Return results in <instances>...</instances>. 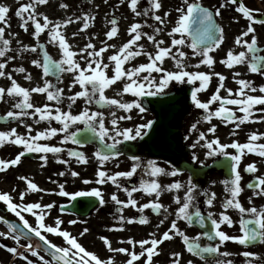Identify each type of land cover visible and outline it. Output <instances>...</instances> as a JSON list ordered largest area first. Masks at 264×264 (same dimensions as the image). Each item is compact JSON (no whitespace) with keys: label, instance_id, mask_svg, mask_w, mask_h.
Returning <instances> with one entry per match:
<instances>
[{"label":"snow or ice","instance_id":"1","mask_svg":"<svg viewBox=\"0 0 264 264\" xmlns=\"http://www.w3.org/2000/svg\"><path fill=\"white\" fill-rule=\"evenodd\" d=\"M48 0H28V2L21 4L15 15L21 20V27L28 31L29 22L33 26L31 35L37 41L36 45H22L20 51H32L37 52V49L42 51V59H33L31 63L42 69V74L45 77L43 84L37 85L32 88L21 86L15 79H11V86L0 87V100L4 99L5 93L10 97L19 98L18 101L13 104L12 109L8 110L3 119L13 118L20 123H25V117L36 118L38 116L39 121L55 120L61 125L57 127H49L44 130L36 131L35 135H32V126L25 123L27 128V134H21L15 127L3 131L0 130V146L5 143H11L17 146H22V151L18 152L14 158L0 159V172L6 171L10 166H17L21 162V158L28 153L40 154L39 159L45 164L47 163V154H56L59 162L68 164V160L59 159V154L64 152L65 149L61 146L52 145L49 143H41V140H50L58 133H62L61 143L71 141L73 144H81L86 142L88 137L85 136L83 141L78 139L77 134L82 130L77 128L76 131L70 129L78 122L83 123L85 129L89 132L95 133L99 140L102 142V149L97 150L94 155L101 166L97 172L96 177L98 184H105L111 182L116 185L117 188H123L127 198L122 200L114 192L111 195V200L117 205V219L120 221L119 225H113V230H123L125 223L131 224L138 222L140 224L149 223L148 217L143 215L145 209H152L157 214L161 211L165 213V219L160 220V224H164L167 219L168 208L159 202V196L162 190L165 188L168 191L185 189L183 198L179 195L174 197L177 205L175 209V218L170 221L169 228L163 232L160 237H156L155 234H150L149 239L135 240L129 238L127 243L130 248L119 247L114 248L111 240L106 236H100V240L104 243L110 253H123L128 256L125 264H135L142 257H146L145 264H155L154 256L159 254L158 246L166 240H171L179 237L187 252L194 256H199L202 259L204 254H221L220 246L225 242H237L240 245H247L253 242H264V207H250L245 208L239 200V195L243 191L241 187V172L240 163L245 153H256L261 157H264V144L256 143L264 137V133L252 132L248 137V141L241 143L233 141L232 143H222L218 136L214 135V138L209 139L204 132L199 133V139L196 143H193L191 147L195 149L201 141H203L202 147L206 148V157L222 156L230 160V169L232 176L230 179L223 181L226 192L230 195L225 199L223 208L226 210L229 207H234L242 214L239 221L240 234L230 235L221 230V225L227 223L229 226L233 224L232 218L226 214V211L219 214V219L214 218L212 212L207 213V217L201 213V209L195 203V189L197 185L193 183L194 176L198 174L196 168L191 169V174L187 180V186L181 183L179 180H174L172 183L162 186L158 177L160 175H170L176 177L181 169L173 166L171 171H167L164 167H160L155 160H148L147 163H143L139 156L133 155L131 157L133 163L127 171H116L109 174L104 170L105 163L119 155H121L118 145L122 141L136 140L138 137H142L147 133L145 129H151L153 121L148 120L146 123L136 125L135 127H119V121L121 119H130V116L117 117L116 113H111L112 119L110 121L111 127L106 126L103 111H92L88 105L95 103L96 105H112L126 112H130L133 108H138L141 113L145 109L136 100L131 102H123L122 99L116 97H109L106 95V90L115 85L118 81L122 83V89L117 94L122 96L126 93H131L136 97L141 96H154L157 93L163 92V90L172 81L187 82L195 84L199 82L198 87H193L191 90V100L194 105L204 110L203 120L211 122L212 119H221L224 123H235V128H239L241 124L252 119L254 107L257 105H264V95H254L256 88L253 87L252 81L247 79H236L240 76V73H234L233 79L239 87L233 92V89L227 88L226 96L221 95V89L225 88L226 77L219 72H205V71H190L188 70L185 57L187 53L182 50V46H187L192 49V56L199 57L198 63L195 67L198 69L201 65H206L208 68H212L215 64V58L211 54L215 49H218L225 40V30L217 23L216 17L221 15V9L224 4H221L218 8H210L203 5L200 0H184L183 5L176 9L179 13L178 18L175 21L174 26L171 28L168 35L172 37L171 43L165 46V42L162 39H157L155 33H160L162 29L155 27L153 34L143 32L142 28L144 24L140 22H134L127 29L130 38L118 47L110 56L107 57L109 63H104L103 54L111 48H115V45L103 43V46L97 49L96 45L88 42L83 48L74 51L72 45L68 42L66 35L62 31V28L68 25L71 20H52L47 15L39 13L36 5H44ZM124 0H121L123 3ZM231 5L236 6V11L242 14L243 18L247 19L248 24L245 30L241 31L234 39V44L239 46L241 50L236 51L234 48L227 50L226 56L221 60L227 68L232 69L237 65H246L247 69L251 73H259L264 75V47L259 43L258 36L256 35L255 23L264 24V19H259L252 8L245 5L244 0H228ZM139 0H129V7L136 16L152 14V18L159 22L160 25L165 24V20L161 15L155 14L156 11L162 8L161 0H149V7L145 8L143 12L138 11ZM67 7L66 4L61 5ZM9 8L6 5H0V23L7 24V13ZM169 13L165 12L167 16ZM41 17V18H38ZM83 20L82 30L89 27V21L94 17L90 14H84L83 18L77 16L76 20ZM111 27L105 32V36L108 40L117 37L119 34L118 22L115 18L110 21ZM47 30L49 42L56 44L59 51V59H54L48 51L45 49L44 44H40L41 33ZM178 34V38H177ZM75 35V33H73ZM250 36V39H249ZM142 37H146L148 41H151L154 45V52H145L144 45L140 44ZM11 40L5 38V27H0V57H5L6 52L10 50ZM175 49L176 55L173 54ZM86 54V55H80ZM80 55V59L77 56ZM140 55H146L148 62L141 63L131 68H125V64L135 57ZM171 58L175 64V70H167L163 67L165 59ZM8 59H14V57H7L4 62H0V77L6 75L4 71L6 62ZM83 60V64L81 63ZM112 67V74L109 75V66ZM17 71L25 72L26 70L21 66ZM160 73L159 79L152 75V73ZM62 73H71L74 77L72 86L79 85L80 90L74 92L71 96L67 97L70 101L68 111H64L60 105L65 99L64 90L54 86L51 81L47 79L50 74L60 77ZM142 73H146L141 75ZM11 78V73H7ZM213 76L218 77L219 83L212 93V95L206 100L202 101L198 94L202 91H206L211 83ZM26 79H31V74H28ZM155 89V90H153ZM259 91L264 93V85H261ZM41 93L46 94L47 101L55 102V106L50 103H45L42 106H36L32 102V94ZM78 98H83L85 107L77 114H73L70 110L72 104L76 102ZM213 104L219 106L212 109ZM234 106V107H229ZM31 110V111H30ZM264 112V108L259 109ZM237 111L243 113L237 115ZM259 119L264 120V115ZM199 123V121H197ZM197 123L191 125L192 129H196ZM217 130L216 125H211L207 131L215 134ZM105 138L111 139V143H104ZM235 149V152H229L228 149ZM68 155L70 157L77 158L79 163H88L86 154L82 151H76L68 149ZM191 160L195 161L199 165H205V161L201 160L193 151L191 154ZM215 162V161H214ZM141 169L148 179L141 178L139 186L132 185L131 187L123 186L120 183V178H131L137 170ZM245 170L248 173H256L258 171L255 162H251L246 165ZM65 173L60 172L59 175L63 176ZM73 177L79 176L76 171H71ZM19 179L24 180L26 188L20 192L19 199L21 203H14L13 196L7 191H0V201H3L7 205V209L15 214L22 222V226L11 223L6 218L0 215V221L8 224V232H0V236H10L17 244H19L21 236L29 239L31 235H35L40 241H43L46 246V250L52 257V261L55 264H115L114 258L109 256L108 258H102L94 251L88 250L78 239L76 235H73L68 230L63 229L61 225L64 223L59 217L55 218L53 224L46 223L45 217L48 215L46 210H50L53 204H41L40 202H28L24 203L26 193L43 191L33 180L28 177L21 176ZM256 183H249V188H255L258 191L256 195H264V175L255 176ZM91 181L85 180L84 183H90ZM139 191H143L147 195L155 194L156 199L149 200L146 203L138 204V201L134 198L133 194ZM59 193L62 196H71L72 200L81 196H90L98 198V202L103 205L105 203L104 196L102 195L100 188H91L87 191H75L68 192L65 190V185L61 183L59 185ZM215 193H212L206 200V203L211 206L213 204V198ZM128 206L137 208L141 213L138 217H126L123 215L124 209ZM64 207H61V211H64ZM23 213H30L35 217V226L29 223ZM244 214H248V218H245ZM196 222L203 227L207 220H211L212 230L201 231L196 236H189L179 226V221H185L188 225ZM70 224L77 223V220L68 221ZM89 230L85 228L79 235L82 237ZM46 233L59 235L63 238L66 245L65 247L58 246L54 242L48 239ZM207 238L209 241H216L218 243H209L206 246H202L201 238ZM124 241H121L123 243ZM141 249L140 252H136V246ZM7 247V246H5ZM27 251L31 252L33 256H38L39 260L43 264H51L46 261L44 256L40 255L38 251L39 245H33L31 241L24 245ZM7 250L22 257L28 264H33L29 260V257L23 252L18 251V248L11 247ZM224 256L230 255V253H222ZM242 255L247 259L246 264H252L251 258L256 253L245 251ZM171 264H181L179 259L180 252H173ZM187 264H194L192 260H189ZM217 264H232L230 260L221 261L217 259Z\"/></svg>","mask_w":264,"mask_h":264},{"label":"flooded vegetation","instance_id":"2","mask_svg":"<svg viewBox=\"0 0 264 264\" xmlns=\"http://www.w3.org/2000/svg\"><path fill=\"white\" fill-rule=\"evenodd\" d=\"M2 1L3 0H0V2ZM14 1L15 3L8 12L9 16H7V19H9L10 22L8 26H5V33L7 31L5 38L11 40L12 43L10 45V50L6 52V56L0 57V62H4L7 57H14V59L7 60L6 67L4 69L6 75L0 77V87H4L6 89L11 86V79H15L21 86L27 88L35 87L38 84L42 86L43 79L45 78L42 74V69L31 63L33 59H42L41 49L38 48L37 52H32L30 50L20 51L22 45L33 46L37 44V41L31 35L33 31L31 22H29L28 31H25L21 27L20 18L15 15L17 8L21 4L28 2V0ZM96 2H99V6L96 9V22L94 25L82 30L81 24L69 23L62 28V31L66 35L68 42L72 45L73 50L78 53L79 50L88 42L95 44L96 41H101L102 43L98 45L95 44L97 48L102 47L103 43L115 45L116 47L120 46L130 38L127 29L132 23L140 22L144 24L145 22V16L144 18L142 16H136L131 11L129 7V0H124L123 3H121V0H96ZM161 2H163L164 6L159 15H163L165 12L169 13V22L166 26L161 28L163 35L162 40L165 42V46H167L171 43L172 39L168 33L174 26L175 21L179 16L176 9L183 5L184 0H161ZM200 2H202L204 6L213 9L220 7L221 4H224V7L221 9V15L216 17V20L217 23L225 30V40L218 49H215L211 53L216 61L212 68H208L206 65H201L197 69L195 65L198 63L199 57L192 56L191 48L182 46V50L187 53V56L184 59L187 63L188 70L219 72L223 74L226 77V80L224 82L225 88L221 89L222 96L227 95V88H231L233 89V92H235V90L239 87L236 80L233 79L234 73L237 72L240 73V76L236 79L242 78L250 80L252 81L253 87L256 88L254 93L249 94L264 95V93L259 91L260 86L264 85V75L249 72L246 65H237L234 68L229 69L221 63V60L226 56L229 48H234L236 51L241 50L239 46L234 44V39L241 31L245 30L248 24L247 19L243 18L242 14L236 11V6L231 5L228 0H200ZM87 3L89 6H92L93 0H87ZM244 3L253 10H258L254 11V14L259 19H264V5H262L264 4V0H244ZM138 5H141L140 0ZM147 6L149 7V2ZM88 10L89 8H86L84 13L89 14ZM38 11L40 13L44 12L45 14H48L50 19L57 17V10L53 0H48L46 4L42 5V7L38 9ZM101 16L104 17L106 27H102V24L99 22ZM124 16H126L127 27H124L122 24ZM147 17L153 19L151 13ZM113 18H115L118 22L119 34L117 37L108 40L105 36V32L111 27L110 21ZM146 24L144 25L146 26ZM254 27L256 29V35L258 36L259 43L262 47H264V24L255 23ZM146 32L153 34L154 28L147 29ZM73 33H75V35H73ZM39 43L45 45V49L54 59H59L58 46L49 42L47 30L44 33H41ZM142 43L147 44L148 46L144 47L145 52H152L151 50L154 49V45L151 41H142ZM116 47L109 49L103 54L104 60L118 49V47ZM149 48L151 50H149ZM173 54H177L175 49H173ZM80 55L77 56V59H80ZM145 61H148V57L146 55H140L133 58L129 62L139 63ZM129 62H127L125 66ZM81 63L83 64V60H81ZM21 66L26 70L25 72L17 71V69ZM165 68L167 70H175L176 64L171 58H166ZM7 73H11V78H9ZM28 74H31V79L25 78ZM152 75L159 79L161 74L154 72ZM47 79L51 81L54 86L64 90L65 99L62 101L60 107L64 111H68L70 101L67 97L80 90L79 85L72 86V81L74 79L73 75L71 73H62L60 77H57L56 75H49ZM218 83V77L213 76L208 89L198 94L199 98L202 101H206L215 91ZM198 86L199 82L192 84L187 82V80L184 82L172 81L163 90V92L157 93V95L164 94L165 97L163 99L150 100L145 98V96L136 97L131 93L119 96V99H122L123 102L136 100L145 109L143 113H141L138 108H133L130 112H126L112 105H96L95 103H92L88 106H94L96 111L106 112L104 119H106L107 123H109L113 118L111 115L113 112L116 113L117 117L130 116V119H121L119 121V127L121 129L124 127H135L136 125L146 123L148 120H152L154 122L152 128L144 130L145 132L149 130L147 140H142L144 135L142 137H138L136 140H131L130 143H127L126 146L122 147L123 152L132 154V156H139L143 163H147L148 160H155L160 167H164L167 171H171L173 166L181 169V172L176 177L163 174L160 175L158 179L162 186H166L174 180H179L187 186V180L191 174V169L196 168L198 170V174L195 175L193 179V183L197 185V188L194 190L196 198L195 203L201 209V213L207 217V213L212 212L214 214V218L219 219V214L226 211V214L232 218L233 224L231 226L227 223L222 224L221 230L230 235H239V221L242 214L234 207H229L226 210L223 208L225 199L230 195V193L226 192L225 185L223 183L225 179H230L232 176L229 166L230 160L222 156L206 157L205 152L207 149L201 146L203 141H201L195 149H193L191 145L196 143L199 139L200 132H204L209 139L214 138V135L218 136L222 143L228 144L233 141L245 143L248 141L250 134L254 131L258 134L264 133V120L259 119L260 116L264 115V112L259 110L264 108V105L255 106L252 119L241 124L239 128H235V123H224L221 119L215 117L209 123L202 118L204 110L197 108L191 100V90L193 87ZM121 89L122 87L119 88V91H121ZM111 97L116 96L115 94H112ZM18 99L19 98L17 97H10L7 93H5L4 99L0 100V117H3L8 110H13L12 106L18 101ZM31 99L36 106H42L45 103H50L55 106V102L47 101L46 94L33 93ZM218 106V104H213L211 107L215 110ZM84 107V99L78 98L76 102L72 104L70 110L73 114H77L79 111L83 110ZM236 114L242 115L243 113L237 111ZM37 120L38 116L36 118H24L25 123L32 126V135H35L38 130H44L49 127L59 128L61 126L59 122L55 120H52L51 122H37ZM197 121H199V123H197ZM25 123H20L13 118H0V130L6 131L15 127L19 133L27 134L28 130L25 127ZM194 123H197L196 129L191 128V125ZM213 124L217 126L215 134L207 131V129ZM77 128L82 130L77 134V136L78 139L83 141V138L87 136V130L85 129L84 124L79 122L70 130L76 131ZM62 136V133H58L50 140H41L40 142L63 147L65 151L59 154V159L68 160V164L59 162L57 155L52 153L47 154L46 164L39 159L40 154H25V156L21 158L19 165L10 166L6 171L0 172V191L9 192L13 196L14 203H21L19 194L26 188V183L24 180L19 179V177H28L33 180V182H35L40 189H43V191L26 193L23 201L24 203L40 202L41 204H53V207L47 211H50V215L54 216V219L59 217L64 221L61 225L63 229H68V231H70V229H76L79 231L87 228L89 230L87 233L91 236L108 237L111 240L112 245L114 244L115 248L125 247L130 248L131 250V246L127 243V240L130 237L135 240L149 239L150 234L153 233L156 237H160L163 232L169 228L170 221L175 218L174 213L177 207L174 197L179 195L183 198L185 189L182 188L177 192L176 190L168 191L165 188L161 191L159 202L168 208L167 219L164 224H160V220L165 219V213L161 211L160 214H157L149 208L145 209L143 213V215L148 217L149 223H125L123 230H113V225L118 226L120 221L117 219L118 206L111 200V195L115 192L120 199L124 200L127 198L126 193L123 191V188H117V186L112 184L110 181L103 185L96 182L98 179L96 177V172L101 166L94 155L97 150L92 145H88L87 141L82 142L81 144H73L71 141L62 144ZM105 142L112 141L109 138H105ZM256 143L264 144V137H261V139ZM68 149L84 152L88 158V163L77 162V158L70 157L68 155ZM20 151H22V146L5 143L3 146H0V159L14 158ZM193 151L196 152L197 156H199L201 160L205 161V165H199L195 161L191 160V154ZM228 151L235 152L236 150L229 148ZM132 156L121 153V155L108 160L103 168L109 174L116 171H127L133 163L131 159ZM170 158H173V164L171 163ZM251 162H255L256 164L258 169L256 173H248L245 170L246 165ZM71 171L78 172L79 176L73 177L71 175ZM60 172H64L65 174L60 176ZM240 172L242 176L241 187L243 188V191L239 195L240 202L245 208L257 207L259 209L264 207V195H256L255 193L258 190L248 187L250 182L253 184L256 183L255 176L264 175V157H261L256 153H248L245 150L240 163ZM142 177L148 179L143 171L138 169L137 173L133 177L127 179L120 178V183L126 187H131L132 185L139 186ZM85 180H89L91 182L86 184L84 183ZM61 183L65 185V190L70 193L75 191H87L94 187L100 188L102 195L104 196L105 203L101 205L98 202V198L88 196V199L95 198L97 200V205L89 209L90 211L87 217L80 216L77 213L61 211V207L72 202L71 196L65 197L60 195L59 185ZM212 193H215V196L213 198V204L209 206L206 203V200ZM133 196L138 201V204H143L149 200L156 199L155 194L147 195L143 191L136 192ZM81 197H84V200H78L74 204V207L78 205V208H75L78 213L87 212V196ZM0 203L5 208L4 214H7L8 216H15L14 213L7 209L5 202L0 201ZM83 204L84 206L81 207ZM23 215L26 217V213H23ZM123 215L126 217H138L141 213L138 212L137 208L128 206L124 209ZM244 216L245 218H248V214H244ZM70 220H77V223L70 224L68 223ZM207 221L208 223H211V220ZM178 223L180 228L192 237L196 236V234L201 231L212 230V228L211 230L209 229L208 223L201 227L198 222H196V218H194V223L192 225H188L185 221H179ZM121 241L124 242L121 243ZM200 242L202 246H206L209 243L214 245L218 243V240L209 241L207 238L202 237ZM226 244L231 245L232 249L230 247H225L224 245ZM262 246H264V242H259L253 246L243 247L237 242L229 241L220 246L221 254L206 253L202 259L199 256H194L193 254L187 252L182 240L179 237H176L171 240H166L158 246L159 254L154 256V262L155 264H171L172 259H174L172 253L180 252L181 256L179 259L181 260V264H187L189 260H192L194 264H217V259L221 261L229 260L230 256H224L222 253H228V251L238 248H244L245 251L253 252V250L257 249V247ZM135 251H141L138 245L136 246ZM161 252L163 255H160ZM116 254L117 256L114 257L115 264H125L128 256L123 253ZM109 256H111V254L107 252L106 248V253L102 255V258H108ZM144 259L145 257L140 259L138 262H143ZM138 262H135V264H139Z\"/></svg>","mask_w":264,"mask_h":264},{"label":"rangeland","instance_id":"3","mask_svg":"<svg viewBox=\"0 0 264 264\" xmlns=\"http://www.w3.org/2000/svg\"><path fill=\"white\" fill-rule=\"evenodd\" d=\"M141 1V5L139 6L138 5V8L137 10L138 11H141L143 12L144 8H147V4L149 2V0H140ZM53 2L55 3V8L57 10L56 14H57V17L53 18L52 20H64V19H69L71 20L70 23H74V24H83V20H76V17L77 16H81L83 18L84 16V11L86 10V8L88 10V13L94 17L93 20H90L89 21V26L91 25H94V23L96 22V9L98 8L99 6V2H96V0H93V4L92 6H89V4L87 3V0H53ZM15 3L14 0H3L2 2H0V5H6L8 6V8L10 9L13 4ZM162 3V8L158 11H156L155 14H160V11L163 9V2ZM66 4L67 7H62L61 5H64ZM42 7V5H39L37 4L36 5V8H37V11L38 9H40ZM39 12V11H38ZM40 13V12H39ZM42 14H45L44 12H41ZM48 16V14H45ZM7 16H9V13H7ZM143 18L145 15H141ZM140 16V17H141ZM161 17L165 20V24L163 25H160L159 22L151 19V18H148L147 16H145V21H147V24L146 26L144 25L143 28H142V31L143 32H146L147 29H150V28H155V27H164L166 26V24L169 22V18H168V15L165 16L164 14L161 15ZM38 18H41V17H38ZM42 19V18H41ZM7 24H3V23H0V27H5V26H8L10 20L7 19ZM99 22L102 24V27H106L105 26V23H104V17L101 16V19L99 20ZM109 22V21H108ZM127 23V20H126V16H124L123 18V25L124 27H127L126 25ZM75 27V26H74ZM110 27V25H109ZM7 33V31H6ZM5 33V35H6ZM157 39H163V35H162V32L160 33H156L155 34ZM100 38V37H99ZM146 40V41H145ZM143 42H147V38L146 37H142L141 39V42H139L140 44H143L144 46H147V44H144L142 43ZM102 43L101 41H96L95 44L98 45ZM119 47V46H117ZM116 47V48H117ZM148 47V46H147ZM146 47V49H147ZM99 49V48H97ZM149 50H151L149 48ZM155 49H152L151 51L154 52ZM148 61H145L144 63H146ZM104 63H109L108 59H105L104 60ZM133 66H137V65H132L128 68H131ZM112 67L113 65L110 64L109 66V69H108V73L109 75L112 74ZM163 67H165V62H164V65ZM146 73H142L141 75H144ZM45 79V78H44ZM43 79V80H44ZM122 83L121 82H117L115 85H113L111 88L107 89L106 91H108V95L111 96L112 94H115V96L117 98H119V96L117 95L119 93V88L121 87ZM92 111H96L94 110L95 108L94 107H91V106H88ZM106 114V112L104 113V115ZM105 123H106V126H109L111 127V124L110 122L107 123L106 122V119H105ZM47 198V197H46ZM27 218H28V221L30 224H32L33 226H35V217H33L30 213L27 214ZM45 220H46V223L48 224H53L54 222V218H52V216L50 215V212H48V215L45 217ZM68 230V229H66ZM83 230H76V229H70V233H72L73 235H76L79 239V241L88 249V250H91V251H94L96 252L97 254H99L101 257L104 253H106V246H104V243L102 244V241L100 240L99 236H91L89 235V233H85L82 237L79 235ZM225 232V231H224ZM46 235H48V239L51 240L52 242H54L55 244H57L58 246H62V247H65L67 246L65 241L63 240L62 237H60L59 235H54V234H51V233H46ZM2 242V244H1ZM7 244L9 247H17L18 250H20L22 248V250H25L24 248V245H23V242H19V244H17L14 240L12 239H0V258L3 257L5 255V252H4V245ZM114 248V244L112 245ZM225 247H232L231 245H224ZM232 249V248H231ZM107 252L110 253L107 249ZM245 252V249L244 248H241V249H233L231 251H228V253H230V257H229V260L232 262V264H246V261L247 259L249 258H246L242 255V253ZM253 253H256V255L254 257L251 258L252 260V264H264V246L262 247H257L256 250H253ZM111 256L114 258L115 256H117L116 253H110ZM14 254H12L10 257V260H12L11 257H13ZM28 257H29V260L33 262V264H43V262H41L39 260V257L38 256H33L32 254H30L28 251H27V254H26ZM160 255H163V253L161 252ZM143 259V257L141 258ZM46 261H48L46 258H45ZM139 264H145V262H138ZM11 264H28V261H25L23 258L21 257H17V259H15L14 261L11 262ZM53 264V263H51Z\"/></svg>","mask_w":264,"mask_h":264},{"label":"water","instance_id":"4","mask_svg":"<svg viewBox=\"0 0 264 264\" xmlns=\"http://www.w3.org/2000/svg\"><path fill=\"white\" fill-rule=\"evenodd\" d=\"M92 142L95 144V145H97V147L100 149L101 147H102V143L101 142H97V141H94V140H92ZM101 143V144H100ZM87 214V212H85L83 215H86ZM9 222H11V223H14V222H12V221H9ZM14 224H16V223H14ZM21 237H23V236H21ZM23 238H25V237H23ZM26 239V238H25ZM27 241L28 242H30L31 241V243L35 246V245H39V250H41V251H43L45 254H47L48 256H50L49 255V253H48V251L46 250V246L44 245V243H43V241H40L39 240V238H37L36 236H34V235H31V237H30V241H29V239H27ZM51 257V256H50ZM52 258V257H51Z\"/></svg>","mask_w":264,"mask_h":264}]
</instances>
